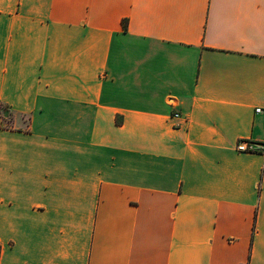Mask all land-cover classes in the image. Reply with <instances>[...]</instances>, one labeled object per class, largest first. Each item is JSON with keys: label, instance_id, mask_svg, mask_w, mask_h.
Instances as JSON below:
<instances>
[{"label": "crops", "instance_id": "1", "mask_svg": "<svg viewBox=\"0 0 264 264\" xmlns=\"http://www.w3.org/2000/svg\"><path fill=\"white\" fill-rule=\"evenodd\" d=\"M0 107V264H264V0H0Z\"/></svg>", "mask_w": 264, "mask_h": 264}, {"label": "built area", "instance_id": "2", "mask_svg": "<svg viewBox=\"0 0 264 264\" xmlns=\"http://www.w3.org/2000/svg\"><path fill=\"white\" fill-rule=\"evenodd\" d=\"M257 111H261V108H256ZM178 113H175V116H178ZM237 151L240 152H260L264 153V142H257L252 139H239L235 145Z\"/></svg>", "mask_w": 264, "mask_h": 264}, {"label": "rangeland", "instance_id": "3", "mask_svg": "<svg viewBox=\"0 0 264 264\" xmlns=\"http://www.w3.org/2000/svg\"><path fill=\"white\" fill-rule=\"evenodd\" d=\"M9 114L5 113V111L0 107V124H8ZM2 120V121H1Z\"/></svg>", "mask_w": 264, "mask_h": 264}, {"label": "trees", "instance_id": "4", "mask_svg": "<svg viewBox=\"0 0 264 264\" xmlns=\"http://www.w3.org/2000/svg\"><path fill=\"white\" fill-rule=\"evenodd\" d=\"M123 24L126 25V20L123 21ZM1 252H2V247H1V244H0V259H1Z\"/></svg>", "mask_w": 264, "mask_h": 264}]
</instances>
